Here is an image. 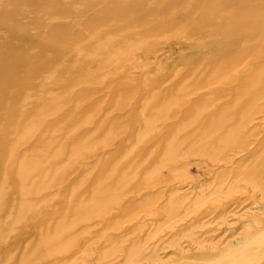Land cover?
<instances>
[{
    "label": "rangeland",
    "instance_id": "rangeland-1",
    "mask_svg": "<svg viewBox=\"0 0 264 264\" xmlns=\"http://www.w3.org/2000/svg\"><path fill=\"white\" fill-rule=\"evenodd\" d=\"M68 1L74 9L56 18L76 24L88 17L98 23L91 7L97 0ZM11 8L0 5V11ZM80 8H86L83 16ZM45 11L24 6L23 15L35 13L26 29L0 30L5 57L0 61V234L21 229V264H264V193L241 188L178 222L174 211L158 207L165 199L157 193L135 200L128 186L115 182L122 173L127 180L133 177L135 172L119 171L120 166L138 141L149 138V119L162 107L145 111L152 96H142L135 114L112 109L136 105L140 87L166 76L164 56L153 66L149 61L156 55H143L144 47L162 48L165 37L130 39V47L110 49L104 33L115 40L125 26L98 23L95 29L103 35L95 38L82 22L74 32L78 41L60 44L69 50L65 62L56 59L47 70L30 73L22 62L32 67L55 56L25 38L36 33V15L41 18ZM234 96L216 103L232 112ZM41 106L42 118L36 116ZM121 139L123 151L115 148ZM201 175L190 170L188 181L199 187L205 183ZM207 194L198 188L187 198L202 204ZM251 196L255 199L247 200ZM220 203L227 204L220 208Z\"/></svg>",
    "mask_w": 264,
    "mask_h": 264
},
{
    "label": "bare ground",
    "instance_id": "bare-ground-1",
    "mask_svg": "<svg viewBox=\"0 0 264 264\" xmlns=\"http://www.w3.org/2000/svg\"><path fill=\"white\" fill-rule=\"evenodd\" d=\"M0 5L12 7L0 11V17H9L6 22L0 21V30L11 33L15 28L25 30L35 16L23 15L22 7H46L41 18L36 15L40 19L34 26L36 33L29 31L25 38L39 51L55 56L32 67L22 62L21 67L30 73L47 70L56 59L65 62L69 50L60 49V44L62 40L78 41L74 32L82 22L95 38L103 35L95 25L110 29L125 26V34L116 35L115 40L110 39L109 32L104 33L103 43L110 49L130 47V39L165 37L162 48L156 44L144 47V56H156L143 60L157 66L164 56L166 76L140 87L136 105L117 104L112 109L135 114L142 96H152L146 101L145 111L162 107L149 119V138L138 141L120 166L119 171L129 168L135 172L133 177L127 180L123 173L114 177L117 185L131 189L132 199L157 193L165 199L158 207L174 211L179 222L221 195L241 188L264 193V0H97L91 7L99 15V24L88 17L76 24L56 18L59 12L74 9L75 4L68 0H0ZM85 9L80 8L79 15L83 16ZM49 33L51 37L46 38ZM1 56L0 61L5 58ZM110 74L116 75L112 71ZM234 94L232 112L216 103ZM43 109L41 106L36 116L42 118ZM139 121L137 116L135 125ZM123 147V139L117 141L115 148L123 151ZM21 164L37 167L25 161ZM190 170L201 172L205 183L196 187L188 181ZM198 188L201 192L208 190L202 204L187 198ZM175 194L179 195L177 199ZM254 199L251 196L247 200ZM123 207L120 204L117 210ZM19 230L0 234V260L21 264Z\"/></svg>",
    "mask_w": 264,
    "mask_h": 264
}]
</instances>
